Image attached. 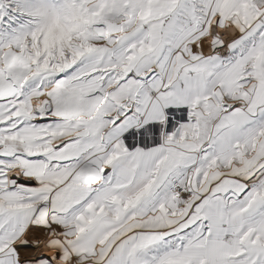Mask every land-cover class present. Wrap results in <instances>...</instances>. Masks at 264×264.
I'll use <instances>...</instances> for the list:
<instances>
[{"label": "snow or ice", "instance_id": "snow-or-ice-1", "mask_svg": "<svg viewBox=\"0 0 264 264\" xmlns=\"http://www.w3.org/2000/svg\"><path fill=\"white\" fill-rule=\"evenodd\" d=\"M0 264H264V0H0Z\"/></svg>", "mask_w": 264, "mask_h": 264}]
</instances>
